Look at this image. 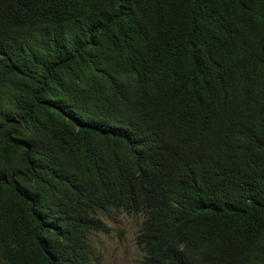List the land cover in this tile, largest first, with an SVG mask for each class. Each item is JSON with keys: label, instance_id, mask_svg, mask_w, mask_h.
Returning a JSON list of instances; mask_svg holds the SVG:
<instances>
[{"label": "trees", "instance_id": "obj_1", "mask_svg": "<svg viewBox=\"0 0 264 264\" xmlns=\"http://www.w3.org/2000/svg\"><path fill=\"white\" fill-rule=\"evenodd\" d=\"M264 264V0H0V264Z\"/></svg>", "mask_w": 264, "mask_h": 264}, {"label": "rangeland", "instance_id": "obj_2", "mask_svg": "<svg viewBox=\"0 0 264 264\" xmlns=\"http://www.w3.org/2000/svg\"><path fill=\"white\" fill-rule=\"evenodd\" d=\"M102 231H91L87 241L93 264H142V252L135 243L140 216L121 211H100Z\"/></svg>", "mask_w": 264, "mask_h": 264}]
</instances>
